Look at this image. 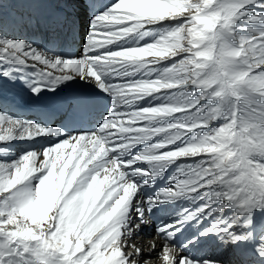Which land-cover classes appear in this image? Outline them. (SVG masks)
I'll return each instance as SVG.
<instances>
[{
    "label": "snow or ice",
    "instance_id": "snow-or-ice-1",
    "mask_svg": "<svg viewBox=\"0 0 264 264\" xmlns=\"http://www.w3.org/2000/svg\"><path fill=\"white\" fill-rule=\"evenodd\" d=\"M73 4L92 13L75 56L48 38ZM73 80L112 98L94 131L10 114ZM179 200L157 264H264V0H0V264H152L135 238Z\"/></svg>",
    "mask_w": 264,
    "mask_h": 264
},
{
    "label": "bare ground",
    "instance_id": "bare-ground-1",
    "mask_svg": "<svg viewBox=\"0 0 264 264\" xmlns=\"http://www.w3.org/2000/svg\"><path fill=\"white\" fill-rule=\"evenodd\" d=\"M76 54H71L72 56L77 55ZM79 82V83H84L86 85H94V84H89L86 83L84 81H80V80H73L71 82H68L66 84L61 85L59 88H57V90L54 93H48L45 92L48 95H51V97H44L43 95L45 93L42 94V99H43V104L46 105V110L49 107H60L62 106V104H64L65 101H67L69 103V107L65 113V115L63 117H60L58 120H56L55 124L53 126H63V128L65 129L67 126H72L73 123L76 121V117H75V113L78 112V109L75 108V106L73 104L70 103V95L73 91V89H75V83ZM13 91L19 92L21 91L20 89H14ZM25 92V91H24ZM12 92H9V95H11ZM28 99L29 102L19 106V107H31V103L33 101V98H31V95L28 94ZM39 100V98L37 99ZM34 121H36V119L34 117H32ZM80 131L77 128H74L70 131H67L66 133H74ZM48 140L50 142V138H42L41 142H35L36 144L31 146L32 148H36L39 149L41 147H46L47 143H44L43 141ZM32 143V142H29ZM185 203H187L186 200H181V202L179 204H177L176 206H174L173 209H169L168 207L164 206L162 208V210H158L154 215L153 218L155 220H161V222L159 224H154V222L149 221V225L153 226V227H158L161 224H168V219L172 218L173 222L177 219H179V216L177 215V213L180 211L181 207H185ZM264 222V218L262 217H257V225H259L260 223ZM148 227V224L144 225L143 227ZM199 231V226L197 225H190L187 224L185 225V227L182 230V238L181 240H186L190 237H192L195 234H198ZM214 238H202V241L200 243V245L196 248L191 249V253L193 255H205V254H209L212 253L215 249V244L213 242ZM138 247H141L144 250V254L145 257L148 258L149 257V247L151 244L155 243L156 244V249L155 251L151 254L150 258L152 261V264H157L158 261V257L160 254V251L162 249V245H163V241L160 239H156L153 237V232L151 229H148L146 231H141L139 233V235L135 238L134 241ZM226 260H236L237 258L235 256L232 255V253L227 254V256L222 257Z\"/></svg>",
    "mask_w": 264,
    "mask_h": 264
},
{
    "label": "rangeland",
    "instance_id": "rangeland-1",
    "mask_svg": "<svg viewBox=\"0 0 264 264\" xmlns=\"http://www.w3.org/2000/svg\"><path fill=\"white\" fill-rule=\"evenodd\" d=\"M149 59H150V57H149ZM19 142H21V141H19ZM228 254H230V253H228Z\"/></svg>",
    "mask_w": 264,
    "mask_h": 264
}]
</instances>
